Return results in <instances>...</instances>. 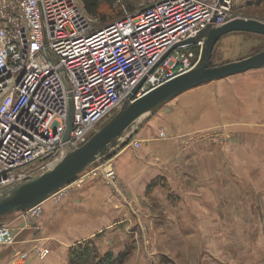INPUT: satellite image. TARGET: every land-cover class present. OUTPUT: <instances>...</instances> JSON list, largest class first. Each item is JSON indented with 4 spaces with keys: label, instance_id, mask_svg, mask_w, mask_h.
Here are the masks:
<instances>
[{
    "label": "built area",
    "instance_id": "obj_1",
    "mask_svg": "<svg viewBox=\"0 0 264 264\" xmlns=\"http://www.w3.org/2000/svg\"><path fill=\"white\" fill-rule=\"evenodd\" d=\"M234 5L235 0H149L95 29L77 0H0V191L46 172L66 150L85 144L133 91L139 99L191 71L202 43L181 44L209 25L238 18ZM70 107L72 130L64 141ZM132 145L140 148L137 141ZM90 177H102L116 195V173L107 164L87 169L69 186ZM69 186L45 202L60 203ZM45 202L22 212L27 224L41 217ZM14 239V230L0 224V246ZM51 252L49 243L31 250L39 260ZM28 255L14 254L13 264Z\"/></svg>",
    "mask_w": 264,
    "mask_h": 264
},
{
    "label": "crops",
    "instance_id": "obj_2",
    "mask_svg": "<svg viewBox=\"0 0 264 264\" xmlns=\"http://www.w3.org/2000/svg\"><path fill=\"white\" fill-rule=\"evenodd\" d=\"M263 70L264 67L213 81L181 94L143 127L135 138L142 143L139 149L131 142L113 156L110 162L120 183L137 203L141 222L148 221L144 199L149 198L152 189L156 191V184H166L169 174L166 168L174 167L184 154L180 151L182 142L187 136L214 129L220 130L222 142L225 136L232 137L231 141L224 139L220 143L221 159L212 166L220 168V181L224 185L221 191L226 190L228 196L232 169L236 173V199L245 200L247 191L252 193V200L258 199L264 191ZM245 74L250 75L244 77ZM195 147L190 145L186 151L190 153ZM233 150L236 158L229 159ZM67 190L60 203L45 202L41 217L30 225L22 213L1 221L0 224L14 230L15 239L11 246H0V264H13L16 253L29 254L17 264H69V251L91 242L100 254H110L116 259L125 248L134 245L131 232L137 231L138 218L129 204L120 202L110 192L102 177L87 178L81 185H71ZM222 194L220 198L226 199ZM242 209L245 210L243 206ZM42 243H49L52 252L39 260L32 256L31 250Z\"/></svg>",
    "mask_w": 264,
    "mask_h": 264
},
{
    "label": "rangeland",
    "instance_id": "obj_3",
    "mask_svg": "<svg viewBox=\"0 0 264 264\" xmlns=\"http://www.w3.org/2000/svg\"><path fill=\"white\" fill-rule=\"evenodd\" d=\"M147 1L149 0H110L108 5L102 3L101 11L106 13L120 11L119 19H122L124 10L131 13L145 5ZM77 3L85 12L80 0H77ZM249 3V0H235L233 14L238 18L264 22L252 15L253 6H249ZM88 17L94 28L99 29L100 20ZM263 50V36L230 33L221 37L216 43L211 65L218 66L238 61ZM248 75L250 74L243 76L248 77ZM158 111L140 124L132 138L121 145L109 158L92 165L90 169L106 164L113 168L110 161L121 148L130 145L132 141H137L141 145V141L135 138L139 136L143 127L145 129L157 116ZM211 133L218 138H205ZM220 138L221 132L217 129L187 136L180 149L184 154L180 155L174 167L166 168L169 173L166 184L158 183L155 188L150 185L156 191L152 189L149 198L144 199V210L148 212L147 223L141 222L137 203L120 183L116 174L117 198L120 202L129 204V208L138 218V229L131 232L134 245L125 248L121 255L123 256L121 264H264V191L257 196L258 199L260 198L259 203L258 199L252 200V193L248 191L245 200H237L236 173L232 169L229 170L228 196L226 190L221 191L224 185L220 181V168L212 166L218 164L221 159L220 143H223L224 139L231 141L232 137L225 136L223 142ZM155 139L162 138L155 137ZM205 141L219 144L214 146ZM190 145L196 147L189 153L186 150ZM230 158H236L235 150L229 155ZM153 159L156 163L159 162L155 157ZM109 189L115 194L110 187ZM221 192L226 199L220 198ZM16 214L4 216L0 218V222ZM95 248L98 255H105L100 254L96 246ZM118 259L119 257L113 258V262L116 263Z\"/></svg>",
    "mask_w": 264,
    "mask_h": 264
},
{
    "label": "water",
    "instance_id": "obj_4",
    "mask_svg": "<svg viewBox=\"0 0 264 264\" xmlns=\"http://www.w3.org/2000/svg\"><path fill=\"white\" fill-rule=\"evenodd\" d=\"M230 33H248L264 37V22L256 19L236 18L221 27L207 26L194 38L181 45L202 43L196 66L181 76L152 90L139 99H133L136 90L122 103L119 110L104 122L88 141L79 148L66 150L64 157L51 169L23 183L0 191V218L22 213L45 202L57 191L69 186L92 165L111 156L132 138L140 124L181 94L207 83L259 70L264 67V50L250 57L211 65L214 47L219 39ZM176 45L173 49L179 47ZM70 107L64 141L72 130Z\"/></svg>",
    "mask_w": 264,
    "mask_h": 264
},
{
    "label": "trees",
    "instance_id": "obj_5",
    "mask_svg": "<svg viewBox=\"0 0 264 264\" xmlns=\"http://www.w3.org/2000/svg\"><path fill=\"white\" fill-rule=\"evenodd\" d=\"M80 2L88 16L100 20V27H104L114 22V19L117 20L121 17L120 11L118 12L117 10H114L113 13L101 11L102 3L105 2L108 5L110 4V0H80ZM249 2L248 5L253 6L252 15L258 17V19L264 20V0H249ZM193 51L196 55L198 54L197 48L193 49ZM122 260L123 256H119L118 261L114 263L113 257L110 254H105L103 256L98 255L95 246L89 243L83 246L77 245L72 248L68 254L69 264H121Z\"/></svg>",
    "mask_w": 264,
    "mask_h": 264
}]
</instances>
